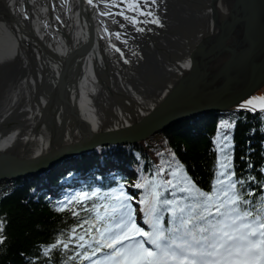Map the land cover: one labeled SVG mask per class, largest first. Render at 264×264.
Wrapping results in <instances>:
<instances>
[{
    "label": "water",
    "instance_id": "water-1",
    "mask_svg": "<svg viewBox=\"0 0 264 264\" xmlns=\"http://www.w3.org/2000/svg\"><path fill=\"white\" fill-rule=\"evenodd\" d=\"M30 1L0 0V182L243 109L264 87V0H157L143 32L110 27L119 0H48L44 17Z\"/></svg>",
    "mask_w": 264,
    "mask_h": 264
},
{
    "label": "snow or ice",
    "instance_id": "snow-or-ice-1",
    "mask_svg": "<svg viewBox=\"0 0 264 264\" xmlns=\"http://www.w3.org/2000/svg\"><path fill=\"white\" fill-rule=\"evenodd\" d=\"M156 2L119 0L125 7L116 15L123 17L136 31L143 32L138 24L160 23L153 11L144 10ZM87 3L93 5V0ZM111 3L119 6L117 0ZM101 15L112 13L101 12ZM139 16L152 19L139 20ZM115 36L120 39L121 33ZM240 107L264 113V96L253 97ZM234 126V121L226 120L218 125L215 142L220 158L210 191L201 190L175 154L170 153L171 163L167 165L171 169L167 172L170 178L163 179L165 167L162 164L151 179L143 177L133 185L143 189L137 203L150 231L137 225L136 209L131 203L136 198L125 191L123 184L109 192H81L57 202L55 211L71 214L76 225L64 234V239L58 238L45 248L44 255L58 248L67 254L74 244L75 255L67 259L79 260L80 264L85 260L89 264H264V195L254 201L249 199L255 196L254 191L238 187L245 181L237 179L232 170L230 131ZM261 188L264 189V185ZM177 192L182 194L179 199L165 198L166 193L174 197ZM81 197L94 198L99 203L84 207ZM73 202L81 205L82 211L87 213L85 217L68 207ZM165 213L169 217L167 226ZM77 228L83 229V234L77 233ZM4 243V222L0 221V245Z\"/></svg>",
    "mask_w": 264,
    "mask_h": 264
},
{
    "label": "trees",
    "instance_id": "trees-1",
    "mask_svg": "<svg viewBox=\"0 0 264 264\" xmlns=\"http://www.w3.org/2000/svg\"><path fill=\"white\" fill-rule=\"evenodd\" d=\"M224 120L235 122L230 131L232 170L237 179L245 181L243 186L238 187L254 191L255 196L249 199L258 201L264 195L261 188L264 185V171H261L264 169V113L247 111L245 108L210 112L179 120L135 144L105 145L81 155V160H65L66 164L57 169L63 176L61 181L70 179L71 174L75 176L80 171L88 170L87 175L92 176H87L80 187H66V191L57 196L49 192V187L40 186L44 180L34 175L0 182V221L4 222L5 237V243L0 245V264H80L79 260L67 259V256L75 255L74 244L70 246L73 250L67 254L58 248L44 255L45 248L58 238L64 239V234L76 225V219L71 214L55 211L57 202L81 192H109L123 184L125 191L136 198L131 202L132 207L140 211L141 206L137 201L143 195V189L133 185L143 177L151 179L152 173L162 164L165 167L163 179L170 178L167 176L171 170L167 166L171 163L170 153L175 154L201 190L210 191L220 158L215 138L218 125ZM100 165L105 167L103 174L93 171ZM111 166L114 167L111 169ZM111 175H115V178H110ZM45 179L50 186L58 184L51 173H47ZM181 195L177 192L173 197L166 193L165 198L179 199ZM81 199L84 200V207H90L93 202L99 203L94 198ZM68 207L80 212L82 217L87 215L80 204L73 202ZM141 215L144 219L142 212ZM168 218L165 213L166 226ZM136 223L139 226V222ZM77 233L83 234V229L77 228ZM84 264L89 262L85 260Z\"/></svg>",
    "mask_w": 264,
    "mask_h": 264
},
{
    "label": "rangeland",
    "instance_id": "rangeland-1",
    "mask_svg": "<svg viewBox=\"0 0 264 264\" xmlns=\"http://www.w3.org/2000/svg\"><path fill=\"white\" fill-rule=\"evenodd\" d=\"M259 96H264V87L261 90L257 91L253 96H251L248 99H246L245 101H247V100H249V99H251L253 97H259ZM245 101H244V103H245ZM254 103H260V102H254Z\"/></svg>",
    "mask_w": 264,
    "mask_h": 264
}]
</instances>
